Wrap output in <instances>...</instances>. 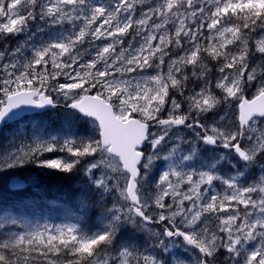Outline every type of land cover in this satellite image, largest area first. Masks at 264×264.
<instances>
[{"label": "snow or ice", "instance_id": "6c2138e0", "mask_svg": "<svg viewBox=\"0 0 264 264\" xmlns=\"http://www.w3.org/2000/svg\"><path fill=\"white\" fill-rule=\"evenodd\" d=\"M14 125L0 264H264V0H0Z\"/></svg>", "mask_w": 264, "mask_h": 264}, {"label": "trees", "instance_id": "16d2710c", "mask_svg": "<svg viewBox=\"0 0 264 264\" xmlns=\"http://www.w3.org/2000/svg\"><path fill=\"white\" fill-rule=\"evenodd\" d=\"M53 119L55 117L53 116ZM42 125L44 127H50V121L48 117H42L35 120L27 121L20 125L21 128L29 127L32 130H35L36 125ZM15 125L8 129L3 137L0 139H7L11 135L12 131L15 129ZM76 184V180L73 178H66L62 175L42 177V182L39 186L38 192L42 199L38 200L37 203L40 205L35 209V217L40 219V222H49V223H59L61 222L60 217L61 213L57 211H52L50 208L54 206L58 201H63L69 199L70 189ZM12 199L7 192L3 193V202L9 203Z\"/></svg>", "mask_w": 264, "mask_h": 264}]
</instances>
